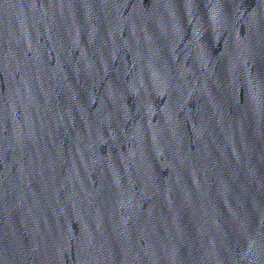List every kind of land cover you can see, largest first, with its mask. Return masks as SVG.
Returning a JSON list of instances; mask_svg holds the SVG:
<instances>
[{
	"label": "water",
	"instance_id": "95a60500",
	"mask_svg": "<svg viewBox=\"0 0 264 264\" xmlns=\"http://www.w3.org/2000/svg\"><path fill=\"white\" fill-rule=\"evenodd\" d=\"M0 264H264V0H0Z\"/></svg>",
	"mask_w": 264,
	"mask_h": 264
}]
</instances>
